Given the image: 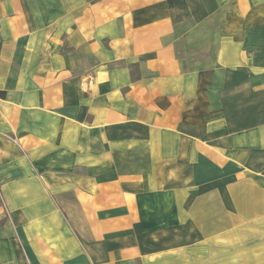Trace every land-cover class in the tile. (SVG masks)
<instances>
[{"label":"crops","instance_id":"crops-1","mask_svg":"<svg viewBox=\"0 0 264 264\" xmlns=\"http://www.w3.org/2000/svg\"><path fill=\"white\" fill-rule=\"evenodd\" d=\"M0 264H264V0H0Z\"/></svg>","mask_w":264,"mask_h":264}]
</instances>
